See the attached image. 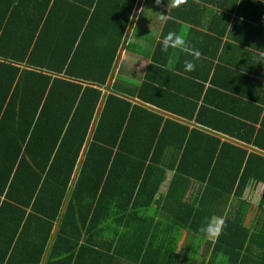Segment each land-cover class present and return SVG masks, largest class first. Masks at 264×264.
I'll return each mask as SVG.
<instances>
[{
	"label": "trees",
	"instance_id": "obj_1",
	"mask_svg": "<svg viewBox=\"0 0 264 264\" xmlns=\"http://www.w3.org/2000/svg\"><path fill=\"white\" fill-rule=\"evenodd\" d=\"M137 1L0 0V264H42L56 225L44 264H264L261 107L217 104L219 70H174L160 41L105 93Z\"/></svg>",
	"mask_w": 264,
	"mask_h": 264
},
{
	"label": "crops",
	"instance_id": "obj_2",
	"mask_svg": "<svg viewBox=\"0 0 264 264\" xmlns=\"http://www.w3.org/2000/svg\"><path fill=\"white\" fill-rule=\"evenodd\" d=\"M141 3L142 0L126 40L131 47L126 50L123 48L121 58L118 60L123 78L140 82L151 61L153 48L160 41L161 51L158 56L161 62L164 61L174 70L188 69L203 75L205 63L209 62H211V71L208 78L219 70L211 77L217 83L213 85L211 80L213 90L211 100L217 104L221 103L226 109H233L232 101L218 96V92L234 88L247 96L243 101L248 105H245L242 113L245 115L253 113V108L250 107L252 103L261 107L262 115L264 112V0H161L160 9L153 10L154 23L150 29L144 26L145 17H138ZM131 35L133 37L129 41ZM234 63L251 71V78H238L230 71L231 69H223L230 66L228 64ZM221 68L224 74L221 73ZM244 79L250 80L244 84L241 82ZM195 80L205 87L209 85L208 80ZM220 86L224 87L219 88ZM257 125L258 123L254 126ZM221 136L223 139H229L224 135ZM169 176L168 172L166 180ZM164 184L161 185L159 193L164 191ZM258 186L249 191L256 192Z\"/></svg>",
	"mask_w": 264,
	"mask_h": 264
},
{
	"label": "water",
	"instance_id": "obj_3",
	"mask_svg": "<svg viewBox=\"0 0 264 264\" xmlns=\"http://www.w3.org/2000/svg\"><path fill=\"white\" fill-rule=\"evenodd\" d=\"M140 2H141V0H138V1H137V5H136V7H135V9H134L133 15H132V17H131V21H130V23H129V26H128L127 31H126V34H125V36H124V39H123L122 45H121L120 50H119V52H118V56H117L116 62H115V64H114V67H113V70H112V72H111L110 78H109V80H108V82H107V85H106V87H105V93H106V91L109 89L110 82H111V80H112V78H113V76H114V72H115V69H116V67H117L119 57L121 56L122 50H123V48H124V46H125V44H126V40H127V37H128L129 31H130V29H131V26H132V24H133V21H134L135 15H136V13H137V9L139 8ZM104 97H105V94H104V96H103V98H102V100H101V103H100L99 107H98V111H97V114H96L95 120H94V122H93V125H92V128H91V131H90V133H89V135H88V137H87V140H86L85 148H86L87 143H88V141H89V139H90V135H91V133H92V129H93L95 123H96V119H97V117H98V113H99V111H100V108H101V105H102V103H103ZM85 148H84V150H85ZM84 150H83V152H82V154H81V157H80L79 163H78V165H77V168H76V170H75V173H74V176H73V180H72V182H71L70 187H72L73 182H74V180H75V178H76V175H77L78 169H79V167H80L81 160H82L83 155H84ZM66 202H67V198L65 199V202L63 203V206H62V209H61V211H60V215H59V218H58L57 224H58V222H59V220H60V217L62 216V213H63V210H64V207H65V203H66ZM56 227H57V225H56L55 228H54L53 235H52L51 240H50V242H49V245H48L47 251H46V253H45L44 259H43V261H42V264H44V262H45V258H46V256H47V252H48V250H49V248H50V244H51V242H52V239H53L54 233H55V231H56Z\"/></svg>",
	"mask_w": 264,
	"mask_h": 264
},
{
	"label": "rangeland",
	"instance_id": "obj_4",
	"mask_svg": "<svg viewBox=\"0 0 264 264\" xmlns=\"http://www.w3.org/2000/svg\"><path fill=\"white\" fill-rule=\"evenodd\" d=\"M161 0H142L140 11L138 13V17L143 18L145 17L146 24H144L145 28L152 27L154 21L152 20L154 18L153 10L156 8L158 11L160 9ZM133 35L129 37V41H131ZM263 189V185L259 184L258 190L256 192L249 191V189L246 191V196L251 199L254 205L257 204V202L260 199V194ZM250 195V196H249ZM203 249V246L200 244V250Z\"/></svg>",
	"mask_w": 264,
	"mask_h": 264
}]
</instances>
